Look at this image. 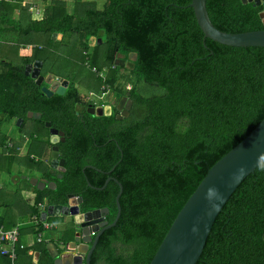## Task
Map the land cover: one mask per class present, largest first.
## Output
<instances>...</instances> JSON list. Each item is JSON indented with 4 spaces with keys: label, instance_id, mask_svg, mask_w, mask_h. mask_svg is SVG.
<instances>
[{
    "label": "trees",
    "instance_id": "1",
    "mask_svg": "<svg viewBox=\"0 0 264 264\" xmlns=\"http://www.w3.org/2000/svg\"><path fill=\"white\" fill-rule=\"evenodd\" d=\"M189 1L105 0L96 10L88 2L71 0L72 12L66 14L63 3L53 0L39 16H30L29 4L21 7L27 12V24L20 26L10 16L11 6L0 0V39L6 41L2 43L28 34L61 38L64 33L78 34L81 67L86 62L92 68L97 62L100 68L109 67L116 54H134L133 78L158 91L143 97L135 84L126 91L114 72L103 79L94 76L96 91L106 86L117 96L127 92L131 104L125 118L101 116L87 122L90 117L80 116L75 109L81 101L74 78L60 76L68 82L64 94L46 98L40 92L43 82L23 73L25 64L43 63V58L23 56L19 66L0 60V126L20 118L18 130L31 120L46 134L44 122L64 134V140L56 144L58 158L63 160L60 173L48 166L47 135L34 132L38 141L45 139L36 149L39 158L34 161L28 156L23 162L54 188L33 191L32 205L25 206L28 219L39 218V205H65L72 195L81 200L80 213L106 209L105 221L110 224L116 214L117 183L121 186L119 217L98 237L90 264H148L207 169L264 117V48H235L203 39ZM204 2L210 23L219 31L264 30L258 17L262 5L240 0ZM89 37L95 39L93 48L87 46ZM27 113H38L40 118L27 119ZM45 154L46 164L39 160ZM14 156L13 152L1 155L0 167L14 162ZM108 177L112 180L96 190ZM4 205L16 207V200ZM53 217L46 222L54 228ZM4 229L10 228L5 224ZM30 229L36 234L42 231ZM72 232L65 231L55 249L69 242ZM47 243L17 249V258L22 252L24 264H33L32 254L37 252L35 264H54ZM195 264H264V160L241 181L216 216Z\"/></svg>",
    "mask_w": 264,
    "mask_h": 264
},
{
    "label": "water",
    "instance_id": "2",
    "mask_svg": "<svg viewBox=\"0 0 264 264\" xmlns=\"http://www.w3.org/2000/svg\"><path fill=\"white\" fill-rule=\"evenodd\" d=\"M242 4L252 2L254 6L264 5V0H240ZM193 14L195 23L202 34L203 39H208L223 46L235 48L261 47L264 48V30L247 31L242 33H226L217 30L209 21L204 0H190L187 5ZM261 24L264 25V9L258 14ZM55 34H51L54 40ZM60 35H57V39ZM202 39V40H203ZM95 39L89 37L87 46L93 48ZM135 59V57H134ZM42 62L35 60L25 64L23 68L24 76L31 79H38ZM53 76L45 75L40 92L49 98L51 95L62 96L68 82L66 80H53ZM37 81V80H36ZM38 83V82H37ZM125 98H121V101ZM130 102L121 110L120 105L116 111L120 112V117L127 116V109ZM87 113L96 117L108 116L107 106L91 107ZM103 110V112H102ZM26 118L38 120V113H27ZM22 119H17L15 125L18 127ZM44 127L48 130V142L51 145L49 151V168L57 172H63V160L58 158L56 144L64 140L63 133L50 127V123L44 122ZM264 160V117L258 124L234 147L227 151L211 167H209L189 195L180 210L175 215L161 242L156 248L148 264H195L204 247L210 228L221 211L222 207L241 183V181L251 174L253 170ZM89 167V166H86ZM112 180L108 177L102 186L96 190H102L106 183ZM39 190L47 185L45 182H35ZM118 192L114 198L116 214L113 221L108 224L105 221L106 209H97L85 213H80L78 204L80 198L72 195L67 196L65 205H44L39 213L40 221H44L46 216L69 217L74 226L72 230V240L67 242L64 252L58 254L57 250L46 245V251L54 264H90V256L101 233L113 227L119 217L120 208L118 198L121 194V186L117 183ZM48 189H53L54 184L49 183ZM93 236H90V234ZM38 253L32 254V262L35 264Z\"/></svg>",
    "mask_w": 264,
    "mask_h": 264
},
{
    "label": "rangeland",
    "instance_id": "3",
    "mask_svg": "<svg viewBox=\"0 0 264 264\" xmlns=\"http://www.w3.org/2000/svg\"><path fill=\"white\" fill-rule=\"evenodd\" d=\"M57 1H60V2L64 1L65 4L67 5L71 4L70 0H57ZM104 1L105 0H80V2L82 3L88 2L90 4V7L92 5L91 8H94L96 10H100L102 8ZM67 8H66L67 12L65 13L71 14L72 8H69V9ZM35 11L36 10H34V12ZM35 14L37 13L35 12ZM80 38L81 36L78 34L64 33L62 38L60 36V38L57 39V36H56L54 40L51 39V35L47 36L43 34H38V35L28 34L24 36H19L15 42L11 41L9 42V44L2 43L5 40L0 39V60H7L12 65L19 66L21 57L36 54L40 58H43L44 61L40 69V73H39L40 77L38 79H35V81L37 80L38 82H41V78H43V76L45 75H52L54 78L53 80L56 79V81L57 79H62L60 78V76L61 77L69 76L71 77V79L74 78L75 79L74 86L77 89V93L81 101V104H84L83 102L85 98L88 97L87 96L88 93L98 94L99 92V90L96 91L95 89V85L97 84H96V80L94 79V75L90 72V69H96L97 73L101 72L100 70L102 69L98 67L99 62H97V65L93 68L90 67V64L88 62H86L84 66L82 67L80 66V63H79V59L81 55L80 49L82 48L80 44L81 43ZM99 41L100 40L98 39V42ZM87 51H89V49H87L86 52ZM101 54L99 55L100 58L102 56ZM114 57L121 59L123 63L121 66V69L118 72L119 74L118 78L124 83L123 86L126 85V88H128L132 84L137 85V91L143 97L149 96L151 94L158 92L155 88L149 87L143 84L142 82L139 83V81H135L132 75V71H131L133 62H134L133 57L131 58L128 55L123 56V54H116ZM73 73L75 74V76L72 75ZM43 85H46V83H43ZM90 100L92 102H96V103L98 102L94 97H91ZM99 102H104V101L100 100ZM81 104L79 106H81ZM79 106L75 108L77 111L80 108ZM15 122L16 121H14V124ZM4 123L6 124V122ZM23 130H25L23 132H25L26 137L27 135L32 134V131L35 132L38 130V132L41 133L43 137L47 135L46 138H48V134H46L45 129L42 128L39 124H36L35 122L31 120H28L27 122H25L23 126ZM32 141H35V140H32ZM22 154H23L22 158L24 159V161L26 160L28 156L31 159L32 157L36 159L39 158V155L36 153V150L27 151L25 149L23 150ZM43 156L46 159L47 155L45 154ZM48 158H49V154H48ZM23 159L20 162V164H22L24 167H30L28 168L30 171H32L30 172L31 173L30 175L34 177L38 176L37 171L30 164L24 163ZM25 175L30 176L28 173H25ZM15 176L17 177L16 179H19V180H21L22 178L21 177L22 175H15ZM10 182L11 181H9V183L6 184V188L9 191V193L5 196V197H8L6 198V201L9 203L11 201L14 202V200L18 199L16 195H14V189L16 188V185L14 182H11V183ZM17 185L19 186L21 191L23 192L27 191L24 180L19 181ZM6 209L10 213H12L14 216H15V211L18 212V214L15 217V221H17L16 223L18 224L19 233L21 232V230L22 231L28 230L26 231V234H24V236L27 237V239L23 237L21 238L22 244L23 245L26 244L25 242H27L28 244H32V245L36 244L35 240H36L37 235L36 233L30 232V230H32L30 229L32 227V224L28 219V214H27L25 205L22 206V204L16 200V207L11 208L9 205L8 207H6ZM52 222H55V227L53 229L39 232L41 241L51 236L53 237L56 236L60 238L62 235L67 234L65 233V231L68 232V235H69V233H71L72 230H74V226L71 223V218L69 217H66V216L61 217V218L53 217ZM20 237H21V233H20ZM36 245L39 246L40 244H36ZM15 263L16 264L25 263V260L21 256V254H19V257L17 258Z\"/></svg>",
    "mask_w": 264,
    "mask_h": 264
},
{
    "label": "crops",
    "instance_id": "4",
    "mask_svg": "<svg viewBox=\"0 0 264 264\" xmlns=\"http://www.w3.org/2000/svg\"><path fill=\"white\" fill-rule=\"evenodd\" d=\"M52 1L53 0H49V1H47V0H6L4 2L8 3L11 6L10 7L11 18H13L14 20H18V22H20V26H25L27 24V19L25 16V14L27 12L29 14L31 13L30 16H34V15L37 16L40 13H42L44 9H46L47 7H50V5H52V3H53ZM62 3H63V7L65 9V12H67L66 11L67 7H68L67 9L72 8V2L70 5L65 4L64 1ZM26 4H29L27 12L21 10V7L25 6ZM34 10H36L35 12L37 14H35ZM36 82H38V81H36ZM91 95H92V93H89V96H91ZM14 121L15 120L6 121V124L3 123L0 126V142L2 143V145L0 146V164L2 163L1 162L2 157L11 156L12 152L15 154L14 162L8 161L6 165L3 164L2 168L0 167L1 168L0 169V222L3 221V224H0V226H2L4 228L5 224H7L8 228H10V229L13 227H18V224L16 223L17 221H15V217L18 214V212L14 210L15 211V216H14L12 213H8V211L6 210V206L4 204L5 203L7 204L6 198H8V197H5V196L9 193V191L6 188V184L9 183V181L14 182L16 185V188L14 189V195H16V197L18 198L16 200L21 201L22 206L25 205L26 207H29L32 205V202L34 199V192L33 191L39 190L36 187L37 184L35 182L36 181L37 182H45L44 179L40 178L38 171H37L38 176L34 177V176L30 175L31 174L30 172H32V171H30L27 167H24L22 164H20V162L23 159L22 158L23 150H25V149L27 151L36 150L37 147L40 148V144H41V142H43L42 140H45V139L43 137H41V139L38 141L36 133H34L33 131H32V134L27 135V137H26L25 132H23V131H25V130H23V127L21 130H18L17 126L14 124ZM11 124L13 125L14 128L12 127ZM32 140H35V141H32ZM1 155H2V157H1ZM32 160L35 161L37 159L32 157ZM39 160H41V162L46 164V160L44 157L40 158ZM49 163H50V159L48 161V166H49ZM25 173H28L30 176H26ZM15 175H22L21 180H24V183L26 185V190H27L26 192H23L20 190L17 183L21 180L16 179L17 177ZM23 175H25V176H23ZM48 184L49 183H47V185H46L47 187H48ZM26 231H28V230H26ZM26 231L21 230L20 241H22V239H21L22 237L27 239V237L24 236V234H26ZM43 242H46V243L51 242V243H47V245L54 247L55 242L58 243V237H56V236L55 237H53V236L47 237L43 240ZM25 243H26V244H24L25 247L33 246L32 244H28L27 242H25ZM19 254H21V256L25 260V256L23 255V253L21 252ZM5 261L7 262V260L5 258H3V256L0 255V264H5L6 263Z\"/></svg>",
    "mask_w": 264,
    "mask_h": 264
},
{
    "label": "flooded vegetation",
    "instance_id": "5",
    "mask_svg": "<svg viewBox=\"0 0 264 264\" xmlns=\"http://www.w3.org/2000/svg\"><path fill=\"white\" fill-rule=\"evenodd\" d=\"M262 6H264V5H262ZM95 42V41H94ZM97 43H99L98 42V40L96 41ZM95 44V43H94ZM94 47V46H93ZM89 48V47H88ZM88 52V51H87ZM128 56H130L131 58L133 57V59H134V54H128ZM135 60V59H134ZM32 63V62H31ZM101 63V62H100ZM122 60L121 59H119V58H114L113 60H112V63H111V65L108 67V66H103V67H101V69L102 70H100L101 72H99L101 75H105V74H109L110 72H114L115 73V75L116 76H118L119 77V74H118V72H119V70L121 69V66H122ZM90 72L92 73V74H94V76L95 77H97V75L96 74H99V73H96L97 72V70L96 69H90ZM44 77V76H43ZM56 80V79H55ZM57 80H64V79H57ZM41 81L43 82V78H41ZM74 88H76L75 86H73ZM102 88V87H101ZM100 88V90H99V92H98V94L97 93H92V95L91 96H89V93H88V97H86L85 98V100H84V104L79 108V110H78V112H77V114H79L80 116H82L84 113L86 114V115H88L90 118L89 119H87L86 121L88 122H92V119L91 118H94V117H96V116H94L93 114H89V113H87L86 112V110L87 109H89L88 108V106L90 105L91 107H96V106H101V107H105V106H107L108 108H109V115L108 116H114V118L115 119H117V116H120L121 114H120V112H118V111H116L115 109H116V107L118 106V105H120V108H121V110H123L124 109V107L126 106V102L127 101H129L130 102V99H129V97H128V93L127 92H123L121 95H119V96H117L115 93H113L112 91H110V89L109 88H107L106 86L104 87V89H101ZM130 89V87H128L127 89H126V91L127 90H129ZM66 90V89H65ZM91 97H94L98 102L96 103V102H92L90 99H91ZM121 98H125V100H122L121 101ZM100 100H103L104 102H99ZM130 104H131V102H130ZM129 108H130V105H129ZM129 108L127 109V112H128V110H129ZM102 112H103V110H102ZM128 114V113H127ZM101 117V116H100ZM125 117H127V116H125ZM125 117H120V119H122V118H125ZM30 119H32V118H30ZM120 119H117V120H120ZM86 121H85V123H86ZM63 138H64V134H63ZM45 183L47 184V181H45ZM43 188H47V186L45 185ZM42 188V189H43ZM73 234V233H72ZM72 240V239H71ZM70 240V241H71ZM60 243V242H59ZM59 247H60V249H57V252H58V254H61L62 252H64V247H65V244L64 245H62V244H59ZM60 250V251H59Z\"/></svg>",
    "mask_w": 264,
    "mask_h": 264
},
{
    "label": "built area",
    "instance_id": "6",
    "mask_svg": "<svg viewBox=\"0 0 264 264\" xmlns=\"http://www.w3.org/2000/svg\"><path fill=\"white\" fill-rule=\"evenodd\" d=\"M96 75L97 78H104V76L100 73ZM104 87L105 86H103L101 89H104ZM44 205L45 204L39 205V213L41 211V207ZM47 217L48 216H46V218ZM30 222L34 230H37L38 227H40L42 231L53 229L52 224L46 222V219L44 221H40L39 218L33 216ZM36 235L37 236L35 242L40 243L41 239L39 233H37ZM90 236H93V234L91 233ZM24 247L25 246L20 241V233L18 227H13L11 229L5 230L2 226H0V255L5 257L9 261V264H16V250H23Z\"/></svg>",
    "mask_w": 264,
    "mask_h": 264
}]
</instances>
